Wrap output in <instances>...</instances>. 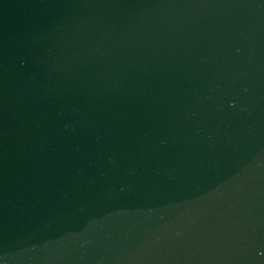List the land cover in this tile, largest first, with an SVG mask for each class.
<instances>
[{
  "label": "water",
  "instance_id": "water-1",
  "mask_svg": "<svg viewBox=\"0 0 264 264\" xmlns=\"http://www.w3.org/2000/svg\"><path fill=\"white\" fill-rule=\"evenodd\" d=\"M81 264H264V0H143Z\"/></svg>",
  "mask_w": 264,
  "mask_h": 264
}]
</instances>
